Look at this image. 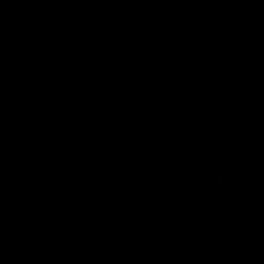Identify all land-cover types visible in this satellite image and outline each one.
Listing matches in <instances>:
<instances>
[{
    "label": "water",
    "instance_id": "95a60500",
    "mask_svg": "<svg viewBox=\"0 0 264 264\" xmlns=\"http://www.w3.org/2000/svg\"><path fill=\"white\" fill-rule=\"evenodd\" d=\"M0 264H264V0H0Z\"/></svg>",
    "mask_w": 264,
    "mask_h": 264
}]
</instances>
